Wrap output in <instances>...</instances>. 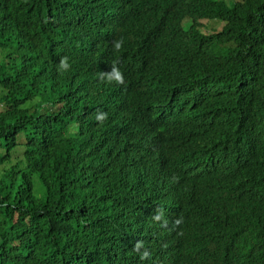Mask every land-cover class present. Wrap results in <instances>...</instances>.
Masks as SVG:
<instances>
[{"label": "trees", "instance_id": "1", "mask_svg": "<svg viewBox=\"0 0 264 264\" xmlns=\"http://www.w3.org/2000/svg\"><path fill=\"white\" fill-rule=\"evenodd\" d=\"M202 126L243 128L228 166ZM252 165L264 0H0V264H253Z\"/></svg>", "mask_w": 264, "mask_h": 264}, {"label": "water", "instance_id": "2", "mask_svg": "<svg viewBox=\"0 0 264 264\" xmlns=\"http://www.w3.org/2000/svg\"><path fill=\"white\" fill-rule=\"evenodd\" d=\"M241 129H243L242 127H239L238 129H236L233 134L232 137V142H234V146L235 143H237V141L242 137L243 133L242 131H240ZM227 135L222 136L223 138H226ZM246 137V139L250 140L252 139V143L249 142L251 145H256V150H253L254 153L258 156V148L261 145V139L257 138L258 136L253 133L252 136H244ZM244 139V138H242ZM244 142V144L242 145H246L249 144ZM222 148H224L222 146ZM217 151V149H215ZM219 150V149H218ZM246 153L248 150H245ZM218 155L219 157H221V159H225V161H222V166H228L231 162H232V157L229 155H225L224 150H219L218 151ZM227 162V163H225ZM263 163H259L258 164V168L256 170V173H258L257 171H259V167L262 166ZM252 167H249L248 169L242 171L240 174L237 175H241V177L248 181V183H250V187L251 184H253V181H255V177L252 176ZM255 173V174H256ZM262 182L264 183V178L261 177ZM237 183V178L236 175L232 178H230L227 181V185L229 190H226L225 192L227 193V195L229 196V198L236 204L234 205V214L233 216L236 218L234 220L238 221V225H240L244 231L246 232V235L252 238H256L259 237L260 239H262L263 243H264V187L263 188H255L253 191L254 192H250L249 188L245 189V192L243 194H238V193H242V192H237L235 190L232 189L231 186H234ZM250 193V194H249ZM252 194H256V195H252ZM238 205V206H237ZM206 215L204 212L202 211H198V212H194L193 213V217L196 219H202L204 218ZM260 252L258 253L257 257L255 256L254 260H253V264H264V249L263 248H259Z\"/></svg>", "mask_w": 264, "mask_h": 264}, {"label": "clouds", "instance_id": "3", "mask_svg": "<svg viewBox=\"0 0 264 264\" xmlns=\"http://www.w3.org/2000/svg\"><path fill=\"white\" fill-rule=\"evenodd\" d=\"M116 47H119V44L116 45ZM124 75L122 73L121 75V79L124 80ZM116 79L119 80V74H117ZM242 131V129L240 130ZM236 131L230 132L228 134H226V138H222V137H218L214 134H212L211 132L207 131L203 126L201 129L198 130L197 134L195 135V137L198 139V149H204L207 150L209 148L212 149H217V151L219 150H224L225 155H229L232 157V155H234L237 152V148L236 146H234V142L230 143L233 137V134ZM222 146L224 148H222ZM219 149V150H218ZM233 150V154H231L230 151ZM240 174V173H239ZM237 178V183L234 186H231L233 190L237 191V192H242V193H238V194H243L245 192V189L250 187V183H248V181L244 180L241 175H236ZM264 187V183L263 182H255L253 181V184H251V187L249 188L250 192H254L253 190L255 188H263ZM250 194V193H249ZM237 232L240 233L241 235H246V232L244 231V229L237 224ZM144 255H147V253H145Z\"/></svg>", "mask_w": 264, "mask_h": 264}, {"label": "bare ground", "instance_id": "4", "mask_svg": "<svg viewBox=\"0 0 264 264\" xmlns=\"http://www.w3.org/2000/svg\"><path fill=\"white\" fill-rule=\"evenodd\" d=\"M242 131H244V130H242ZM242 143V142H241ZM242 146V145H241ZM254 147H253V150H256V145H253ZM242 149H244L243 147H241V150L240 151H242ZM249 150H251V149H249ZM201 151H204V149H201L200 150V152ZM231 152V154H233L232 152H233V150L232 151H230ZM225 160V159H224ZM252 195H256V194H252ZM178 216V213L176 214V217ZM215 247V246H214Z\"/></svg>", "mask_w": 264, "mask_h": 264}, {"label": "rangeland", "instance_id": "5", "mask_svg": "<svg viewBox=\"0 0 264 264\" xmlns=\"http://www.w3.org/2000/svg\"><path fill=\"white\" fill-rule=\"evenodd\" d=\"M218 24H219V23H218ZM218 24H216L215 22H212V25H209V28L217 27Z\"/></svg>", "mask_w": 264, "mask_h": 264}]
</instances>
